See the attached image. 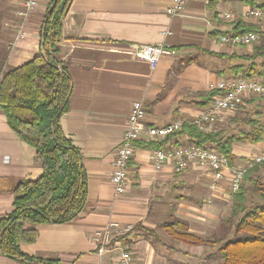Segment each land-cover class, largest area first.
Wrapping results in <instances>:
<instances>
[{
	"label": "crops",
	"instance_id": "crops-1",
	"mask_svg": "<svg viewBox=\"0 0 264 264\" xmlns=\"http://www.w3.org/2000/svg\"><path fill=\"white\" fill-rule=\"evenodd\" d=\"M53 0H40L26 24V38L17 40L14 15L23 0H0V75L21 67L42 52L41 31ZM173 0H73L62 26L61 61L72 79L73 91L60 125L79 152L86 174V205L74 220L38 226L34 244L22 252L39 260L62 264H119L132 251L136 264H203L211 257L210 245H193L172 237L161 225L172 218L188 223V233L205 237L191 224L208 223L229 206L231 172L216 190L210 172L193 166L177 174L171 164L152 166V151L191 146L187 135L137 143L129 166V183L117 195L111 183L117 148L127 128L132 104L142 101L145 122L164 127L195 118L212 99L204 95L224 79L235 78L230 67L247 65L230 56L250 55L253 46L220 43L239 21L228 23L224 14H241L253 6L242 0H189L185 10L170 16ZM257 7V1L255 2ZM164 44L172 50L155 70L130 52L137 46ZM221 60V67L217 64ZM264 148V141L233 145L240 165ZM43 174L36 149L16 135L0 116V234L4 217L15 211V190L23 181ZM110 223L133 230L116 235L103 254L95 237ZM142 225L156 238L141 236ZM122 236H127L121 239ZM115 240V241H114ZM209 246V248H208ZM0 264H38L6 256L0 247Z\"/></svg>",
	"mask_w": 264,
	"mask_h": 264
},
{
	"label": "trees",
	"instance_id": "trees-1",
	"mask_svg": "<svg viewBox=\"0 0 264 264\" xmlns=\"http://www.w3.org/2000/svg\"><path fill=\"white\" fill-rule=\"evenodd\" d=\"M242 1L253 7L256 5L251 0ZM72 3L73 0L52 1L41 31L42 52L27 64L8 70L0 77V108L7 124L36 149V161L43 168L38 180L23 181L15 190L16 209L2 221L0 247L6 256L31 263L62 264L59 260L36 261L25 255L21 247L37 241L38 226L68 223L77 218L86 205V174L81 158L60 125L73 91L72 79L61 61L62 26ZM257 7L264 9V4ZM232 29L234 35L260 30L258 26L241 21ZM230 58L247 63L230 67L235 78L263 76L259 67L264 66V62L260 64L258 59L264 61V41L253 45L252 55H232ZM218 93L212 89L204 98L208 101ZM250 123L254 129L239 135H227L226 128L203 133L195 125L185 124L166 138L187 135L191 146H211L226 156L233 166L236 165L234 144L264 141V122L252 120ZM163 147L164 144L156 146ZM222 224L225 233L213 240L188 233V223L177 218L161 226L184 243L218 245L222 264H264V163L256 165L244 176L240 189L232 197L231 214ZM135 229L140 230L145 238L157 236L155 230L142 225ZM124 237L127 236L121 239Z\"/></svg>",
	"mask_w": 264,
	"mask_h": 264
},
{
	"label": "built area",
	"instance_id": "built-area-1",
	"mask_svg": "<svg viewBox=\"0 0 264 264\" xmlns=\"http://www.w3.org/2000/svg\"><path fill=\"white\" fill-rule=\"evenodd\" d=\"M189 0H173L172 5L166 10L170 16L181 14ZM40 0H23L15 15L18 18L16 27L18 28L17 40L26 38V24L30 16L36 11ZM228 22L252 21L260 29L259 32H249L243 35H222L220 43L233 46H253L264 41V9L251 8L241 14L227 13L222 15ZM172 50L164 45H142L137 46L130 54L138 60L146 61L155 70L160 60L172 55ZM219 91L204 112L199 116L186 120H177L164 127H153L146 124V107L142 101H135L132 104L131 112L128 117L127 128L124 132L122 142H120L114 162L111 183L117 195L124 194L129 183V166L134 156L136 143L141 140L154 141L166 138L173 132L180 130L183 125H192L203 133H215L226 124L230 118L237 115L240 109L245 106L248 100L256 97H264V78H230L219 82L215 88ZM0 108V116H1ZM264 163V148L245 160L243 164L231 165L229 159L220 154L211 146H179L171 148H156L152 151V166L160 170L166 165L171 164L177 174L188 171L193 166L211 173L213 181L210 185L212 190H216L218 184L225 177V172H231L230 192L232 195L238 192L244 176L256 165ZM133 230L132 226L121 228L117 223H110L106 228L98 232L95 242L98 252L103 254L107 246L112 242L116 235H122ZM119 264H136L135 256L132 251H126L121 257Z\"/></svg>",
	"mask_w": 264,
	"mask_h": 264
},
{
	"label": "rangeland",
	"instance_id": "rangeland-1",
	"mask_svg": "<svg viewBox=\"0 0 264 264\" xmlns=\"http://www.w3.org/2000/svg\"><path fill=\"white\" fill-rule=\"evenodd\" d=\"M251 1L253 2L257 1V4H258L257 6H259L260 4H264V0H251ZM246 5H250V3ZM253 8H259V7H253ZM16 29H17V34H18V28L16 27ZM252 52H253V48H252ZM252 52L250 55H252ZM258 62L262 64L261 62H264V61H262V59H258ZM221 63H222L221 60H217V64L219 65V67L222 66ZM259 68L262 70L263 76H264V66H260ZM3 73L4 72L1 73L0 77L2 76ZM263 76L256 75L254 77L264 78ZM250 100H248L247 104L240 109L239 111L240 113L239 114L237 113L238 114L237 118H235V116L230 118L229 121L221 127L223 129L226 128L227 135H239L242 132L252 131L254 129V126L250 123L252 120H259L261 124L264 122V97L262 96L256 97ZM234 118H235L234 122H231V119H234ZM236 144H239V143H236ZM231 207H232V202L226 208L221 209L218 212V214L215 216L214 220H211L205 224L200 223V222H196L194 224L192 223L191 227L194 229H198L195 231H202L203 234H205L204 238L206 239H212V240L219 239L225 233V228L222 224V221L225 218L230 216ZM211 246L213 248V253L212 255H210L211 257H205V261L203 262V264H222L223 258L218 253V245L217 246L210 245V247Z\"/></svg>",
	"mask_w": 264,
	"mask_h": 264
}]
</instances>
